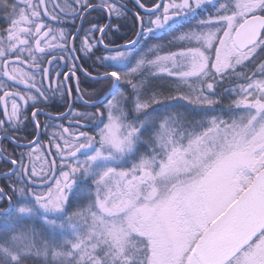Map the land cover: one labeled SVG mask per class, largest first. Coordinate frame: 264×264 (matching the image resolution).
<instances>
[{
	"label": "snow or ice",
	"instance_id": "6c2138e0",
	"mask_svg": "<svg viewBox=\"0 0 264 264\" xmlns=\"http://www.w3.org/2000/svg\"><path fill=\"white\" fill-rule=\"evenodd\" d=\"M125 8L0 0V100H11L0 141L27 149L0 148V264H264V0H159L147 25L134 13L135 39L105 43ZM98 10L109 23L87 19ZM170 33L179 51L141 47ZM57 96L44 114L94 134L45 125L60 131L38 172L39 105Z\"/></svg>",
	"mask_w": 264,
	"mask_h": 264
},
{
	"label": "flooded vegetation",
	"instance_id": "af4514ba",
	"mask_svg": "<svg viewBox=\"0 0 264 264\" xmlns=\"http://www.w3.org/2000/svg\"><path fill=\"white\" fill-rule=\"evenodd\" d=\"M54 2H59L62 5V0L61 1L60 0H46L47 8L50 12L53 10ZM99 2H100V0H92V3H95V4H99ZM121 2L124 5H126V8H125L126 14L128 13L131 15L130 21L132 23H131V27H130L131 29H130L129 33L138 32L139 24L137 23L135 26H133V22L136 20L134 13L139 12L140 16H142L144 18L146 17V19H147L146 22L148 21L147 13L141 11V9L138 7V5L133 0H121ZM140 2L147 7H152L153 4L159 2V0H140ZM56 11H57V13H59V9H56ZM103 12L106 14V21L104 24H107L109 22V19H108L107 13L105 11H103ZM42 15H43V13H42ZM111 22L113 23V18H112ZM144 24H145V22H144ZM77 25H79V20L77 21ZM53 26L54 27H65L67 29V28H71V23L70 22L67 24H55V23H53ZM106 31H107V29H106ZM96 35H98V34H96ZM19 67L22 68L24 71H32L31 69H29L27 64H20ZM46 67H49V72L52 71V67L47 66V65H46ZM85 67H87V64L85 65ZM77 76L80 77V80L82 82V87L91 90L89 88L90 82L87 81L86 78L81 73H77ZM4 80L7 81V78H4ZM48 82L49 81L46 79L45 84L47 85ZM69 83H74V81H70ZM13 84H14V82H10V81L7 82V88L9 91L12 90ZM53 87H55V82H53ZM16 88L19 91L24 90L23 85H16ZM3 90L4 89H0V96L3 95ZM75 95H76L75 90H73V93H72L73 98L75 97ZM57 101H58L57 104H50V105L41 104V105H39V107L44 109V112L39 113L38 117H37V119L40 121V125H41V128L39 129V134H40L41 141H43V144L41 147V151L43 152V157L40 160L34 159L32 161V163L35 164L38 172H40L42 169L44 171H47L48 164L50 163V154L46 151V149L52 148V155H55V148H54V145L51 143V136L54 132L60 131L59 127H48L47 130L45 131V127H44L45 125H53V124L54 125H60V126H63L65 128H69L70 132L81 131V130L88 131L90 133L93 132V128L90 126L78 127L76 124H74L72 121H75V119L71 114H69L67 116V118H59V119H56L55 121L50 120L49 116L45 115L44 113L45 112H55L57 110V107L59 106V103H62V101H60L59 96H57ZM17 102L19 103V101H17ZM70 103H71V108L74 109L75 111H81V112L82 111H88V112L95 111V109H93V108L85 109V107L81 103L75 102L74 100L70 101ZM5 105L8 106V109L10 111L11 100L8 97H4L2 100H0V120L6 119V116L4 113ZM31 111H32V109L29 108L28 109L29 116H30ZM59 111L60 112H69V109L67 107H59ZM26 123L28 124L27 130L19 133V135L25 136L28 139H31L32 137L29 134L33 132V125L30 122H26ZM82 123L86 124L87 122L82 121ZM25 143H26V141H25ZM0 148L6 149L7 153L15 152V153L19 154L22 151L23 152L27 151V149H25L24 147H22V146L18 147L15 144V142H10L8 140L0 141ZM44 158H48V159H44ZM57 159H58V157H57ZM25 163L29 164V166H31L27 157H25ZM8 167H10V165L4 164L2 161H0V173L5 172L8 169ZM57 171H58V169H57ZM9 182L10 181L6 177L0 175V187H4L6 191L8 190L7 185L9 184ZM38 190H43L42 186Z\"/></svg>",
	"mask_w": 264,
	"mask_h": 264
},
{
	"label": "trees",
	"instance_id": "16d2710c",
	"mask_svg": "<svg viewBox=\"0 0 264 264\" xmlns=\"http://www.w3.org/2000/svg\"><path fill=\"white\" fill-rule=\"evenodd\" d=\"M131 15L127 13L126 18L121 17L119 20H117L115 17H113V24H120V30L117 32L115 29L111 33H109L108 39L105 40V43H108L110 40H114L116 43L121 44L125 43L129 39L135 38V33L130 31L131 27V21H130ZM203 18V17H202ZM87 19H94L99 23L100 25H103L106 21V14L103 11H93L91 13L90 17H87ZM87 19L85 20L84 27L87 28L89 25L87 24ZM146 17L144 18L145 25L146 23ZM78 21V20H77ZM77 23V22H76ZM195 21L192 22L191 25H186L185 29L193 27L195 25ZM147 51V50H146ZM164 77V76H163ZM163 81V80H162ZM175 102V101H174ZM181 103H187L186 101H181Z\"/></svg>",
	"mask_w": 264,
	"mask_h": 264
},
{
	"label": "rangeland",
	"instance_id": "374dc122",
	"mask_svg": "<svg viewBox=\"0 0 264 264\" xmlns=\"http://www.w3.org/2000/svg\"><path fill=\"white\" fill-rule=\"evenodd\" d=\"M33 2L38 3V0H33ZM146 23H148V21ZM5 27H7L6 21L3 17V15H0V29H4ZM175 35H177V34L176 33H170V34L165 35L163 37V39H152L151 37H149L148 39L142 41L141 47L146 51L148 48H150L154 45H160V46H162V48L159 52V54H161V55H165L169 52L179 51L181 49L182 45L179 42H172L173 37ZM184 46H186V45H184ZM11 59L14 60V57ZM161 82L173 83L172 79L168 78L166 75H164L163 81H161ZM173 103H175V102L173 101ZM92 133L94 134V132H92Z\"/></svg>",
	"mask_w": 264,
	"mask_h": 264
},
{
	"label": "water",
	"instance_id": "95a60500",
	"mask_svg": "<svg viewBox=\"0 0 264 264\" xmlns=\"http://www.w3.org/2000/svg\"><path fill=\"white\" fill-rule=\"evenodd\" d=\"M135 3H136V0H133ZM45 2H46V0H45ZM139 2H140V0H139ZM141 3V2H140ZM137 4V3H136ZM142 4V3H141ZM46 6H47V4H46ZM139 7V6H138ZM140 8V7H139ZM152 7H147V6H145L144 8H140L141 9V11H143V12H145V13H147V10L148 9H151ZM41 11H42V8H41ZM42 13H43V11H42ZM79 23H80V21H79ZM109 23V22H108ZM140 29H138V31H139ZM136 38V37H135ZM134 38V39H135ZM121 44H124V43H121ZM74 124H75V121H72ZM82 124H84V123H82Z\"/></svg>",
	"mask_w": 264,
	"mask_h": 264
}]
</instances>
